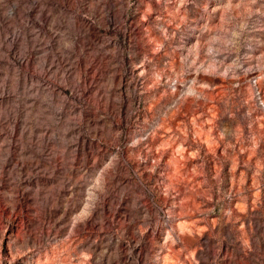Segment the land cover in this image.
Here are the masks:
<instances>
[{"label": "rangeland", "instance_id": "1", "mask_svg": "<svg viewBox=\"0 0 264 264\" xmlns=\"http://www.w3.org/2000/svg\"><path fill=\"white\" fill-rule=\"evenodd\" d=\"M0 264H264V0H0Z\"/></svg>", "mask_w": 264, "mask_h": 264}]
</instances>
